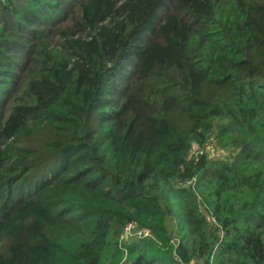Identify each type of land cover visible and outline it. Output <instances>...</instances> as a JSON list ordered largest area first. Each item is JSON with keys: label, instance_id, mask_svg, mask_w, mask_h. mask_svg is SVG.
Returning a JSON list of instances; mask_svg holds the SVG:
<instances>
[{"label": "trees", "instance_id": "1", "mask_svg": "<svg viewBox=\"0 0 264 264\" xmlns=\"http://www.w3.org/2000/svg\"><path fill=\"white\" fill-rule=\"evenodd\" d=\"M129 224V264H264V0H0V264Z\"/></svg>", "mask_w": 264, "mask_h": 264}, {"label": "rangeland", "instance_id": "2", "mask_svg": "<svg viewBox=\"0 0 264 264\" xmlns=\"http://www.w3.org/2000/svg\"><path fill=\"white\" fill-rule=\"evenodd\" d=\"M216 135H217V132L214 131L213 136L211 138V146L208 149L210 152L209 153V159L211 161H215L216 163L217 162H229V161H231L233 159V157L237 154V152H238L237 148H239L240 146L233 144L231 141L230 142H224V141L220 140L219 138H217ZM194 152H195V150H194ZM193 185L195 186V183H193ZM187 186H191V183H188ZM203 211L207 215V217L210 221V225L218 226V224L212 220L211 215L207 211H205V210H203ZM169 226H170L171 232L174 235H176L177 229H178V222L176 220H172L169 223ZM128 254H129V249H128ZM122 262H123V260H122ZM126 264H129V261L126 262Z\"/></svg>", "mask_w": 264, "mask_h": 264}, {"label": "built area", "instance_id": "3", "mask_svg": "<svg viewBox=\"0 0 264 264\" xmlns=\"http://www.w3.org/2000/svg\"><path fill=\"white\" fill-rule=\"evenodd\" d=\"M146 237H150V232L148 230H138L135 228L134 224H129L124 229L121 238H120V250L124 252V259L122 263L119 264H126L127 258L129 256L127 246H125V241L130 238H138L143 239Z\"/></svg>", "mask_w": 264, "mask_h": 264}]
</instances>
